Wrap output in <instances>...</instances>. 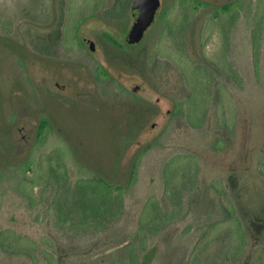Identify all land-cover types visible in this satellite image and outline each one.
Segmentation results:
<instances>
[{"label":"rangeland","instance_id":"obj_1","mask_svg":"<svg viewBox=\"0 0 264 264\" xmlns=\"http://www.w3.org/2000/svg\"><path fill=\"white\" fill-rule=\"evenodd\" d=\"M132 2L0 0V264H264V0H162L129 42ZM97 176L123 208L73 216Z\"/></svg>","mask_w":264,"mask_h":264},{"label":"trees","instance_id":"obj_2","mask_svg":"<svg viewBox=\"0 0 264 264\" xmlns=\"http://www.w3.org/2000/svg\"><path fill=\"white\" fill-rule=\"evenodd\" d=\"M193 1L203 3L199 0ZM197 6L198 5L194 4L193 8L195 9ZM223 7L226 13L230 12L233 14L236 10L237 14L235 4L230 3ZM257 42L258 39L256 40V43ZM99 73L100 77L109 75V71L103 66L99 68ZM51 129V122L47 118H43L40 122L38 131V141L41 145H45ZM138 161L134 165L130 183H133L137 177ZM213 183L217 185L218 180H215ZM124 189V185L113 184L102 176L78 179L73 185L68 186V196L76 206L74 209L76 212H73L72 215H78L80 219H94V222H98L102 218L106 219L113 217L114 214H118V211L124 206ZM60 207H62L60 211H63V206ZM228 207L233 221L238 226L241 235H243L242 221L237 217L235 206L229 203ZM81 208L82 210H80Z\"/></svg>","mask_w":264,"mask_h":264},{"label":"water","instance_id":"obj_3","mask_svg":"<svg viewBox=\"0 0 264 264\" xmlns=\"http://www.w3.org/2000/svg\"><path fill=\"white\" fill-rule=\"evenodd\" d=\"M161 6V0H133L131 10L134 22L131 26L127 38L129 42L140 41L147 29L156 21V13ZM91 49L95 50L96 44L92 39H88ZM136 86L134 89H138Z\"/></svg>","mask_w":264,"mask_h":264},{"label":"flooded vegetation","instance_id":"obj_4","mask_svg":"<svg viewBox=\"0 0 264 264\" xmlns=\"http://www.w3.org/2000/svg\"><path fill=\"white\" fill-rule=\"evenodd\" d=\"M199 1H202V0H199ZM203 3H204V2H203ZM161 6H162V0H161ZM161 6H160V7H161ZM158 10H159V9H158ZM157 13H158V11H157ZM157 13H156V18H157ZM155 22H156V21H155ZM150 27H151V26H150ZM150 27H149V28H150ZM149 28H148V29H149ZM148 29H147V30H148ZM146 32H147V31H146ZM144 36H145V35H144ZM134 88H135V87H134ZM134 90H136V89H134ZM137 90H138V89H137ZM190 100H193V99L190 98ZM176 106H177V109H178V105H176Z\"/></svg>","mask_w":264,"mask_h":264}]
</instances>
